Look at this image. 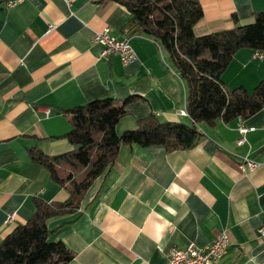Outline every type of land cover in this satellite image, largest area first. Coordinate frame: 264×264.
Wrapping results in <instances>:
<instances>
[{"label":"crops","instance_id":"0c3cea01","mask_svg":"<svg viewBox=\"0 0 264 264\" xmlns=\"http://www.w3.org/2000/svg\"><path fill=\"white\" fill-rule=\"evenodd\" d=\"M198 1L203 14L193 27L196 36L248 24L264 12V0ZM128 19L116 0H22L0 12V242L31 217L33 198H68L28 157L33 147L49 156L75 148L66 137V109L133 97L118 134L150 114L191 124L186 87L168 54L128 27ZM104 29L128 39L136 59L123 64L118 55L101 56L94 36ZM253 52L235 53L221 76L228 88L249 91L264 79V57ZM198 128L202 138L186 150L122 146L80 209L48 220L57 229L50 239L74 253L67 264H165L171 248L205 246L223 230L229 245L212 264H264V239L257 234L264 224V109ZM248 159L259 166L249 169Z\"/></svg>","mask_w":264,"mask_h":264},{"label":"trees","instance_id":"16d2710c","mask_svg":"<svg viewBox=\"0 0 264 264\" xmlns=\"http://www.w3.org/2000/svg\"><path fill=\"white\" fill-rule=\"evenodd\" d=\"M129 13L127 26L156 41L168 54L186 87V112L191 124L161 121L154 114L139 118L136 127L116 132L133 98L91 100L66 109L71 129L66 137L71 151L49 156L37 147L28 149L32 163L43 166L52 181L65 188L68 198L47 203L33 198V213L0 242V264H67L74 253L59 239H50L51 218L75 214L93 181L113 164L122 146H162L166 152L186 150L201 138L198 124L213 127L218 121L249 118L264 109V79L248 91L228 88L221 76L240 49L264 52V12L253 21L196 36L202 18L198 0H116ZM5 9L0 0V12Z\"/></svg>","mask_w":264,"mask_h":264},{"label":"built area","instance_id":"2783aa9c","mask_svg":"<svg viewBox=\"0 0 264 264\" xmlns=\"http://www.w3.org/2000/svg\"><path fill=\"white\" fill-rule=\"evenodd\" d=\"M6 9L14 7L22 0H3ZM69 3L71 0H65ZM53 24H49L48 31L54 29ZM94 42L102 46L101 56L118 55L123 64L131 63L136 59V53L129 44L128 39L117 40L110 32L109 29H104L94 36ZM253 56L256 59H262L264 52L254 51ZM242 120V117H238ZM240 131L244 133L246 129L240 128ZM244 137L238 140V144H242ZM245 164L249 169H254L259 166V162L254 159L246 160ZM7 222L13 220V213H10L7 217ZM257 234L260 238L264 239V224L257 229ZM229 245V238L225 230L219 233L210 243L205 246H199L195 243H191L185 248L173 247L170 249L167 255L165 264H212L215 258H220L222 253H226Z\"/></svg>","mask_w":264,"mask_h":264},{"label":"bare ground","instance_id":"6f19581e","mask_svg":"<svg viewBox=\"0 0 264 264\" xmlns=\"http://www.w3.org/2000/svg\"><path fill=\"white\" fill-rule=\"evenodd\" d=\"M224 254H225V253H222L220 258H215L214 261H213L212 263H217V262L222 258V256H223Z\"/></svg>","mask_w":264,"mask_h":264},{"label":"rangeland","instance_id":"374dc122","mask_svg":"<svg viewBox=\"0 0 264 264\" xmlns=\"http://www.w3.org/2000/svg\"><path fill=\"white\" fill-rule=\"evenodd\" d=\"M252 89H250L249 91H251Z\"/></svg>","mask_w":264,"mask_h":264}]
</instances>
